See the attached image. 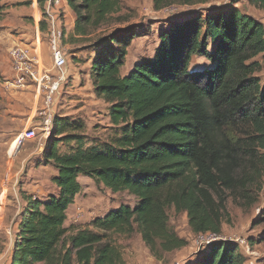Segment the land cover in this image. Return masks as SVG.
Instances as JSON below:
<instances>
[{"label":"trees","instance_id":"trees-1","mask_svg":"<svg viewBox=\"0 0 264 264\" xmlns=\"http://www.w3.org/2000/svg\"><path fill=\"white\" fill-rule=\"evenodd\" d=\"M0 0V22L5 6ZM32 1V0H31ZM76 13L75 37L86 39L121 15L123 0H66ZM154 9L198 6L208 0H153ZM264 11V0H249ZM43 8V0L40 3ZM120 27L95 42L90 67L95 95L109 105L115 132L87 147L83 125L58 114L44 161L58 175L56 195L26 199L11 264H125L112 237L141 235L150 254L185 248L169 211L186 213L193 233L221 234L227 202L251 207L264 182V25L234 8L188 11L159 31L151 58L122 75L128 47L145 35ZM46 24H40L41 32ZM147 30V29H146ZM195 58L203 59L192 69ZM75 142L69 152L60 145ZM81 176L138 205H122L88 228L68 235V211L82 192ZM187 264H246L240 247L215 243Z\"/></svg>","mask_w":264,"mask_h":264},{"label":"rangeland","instance_id":"rangeland-1","mask_svg":"<svg viewBox=\"0 0 264 264\" xmlns=\"http://www.w3.org/2000/svg\"><path fill=\"white\" fill-rule=\"evenodd\" d=\"M17 1L4 0L5 10L0 22V35L20 36L21 40L33 47L36 29L33 21L32 1L24 0L23 3ZM230 7L264 25V11L250 5L249 0H208V3L203 5L193 7L173 5L160 11L154 9L153 0H123L121 15L126 17L127 22H118L117 15L108 26L93 31L84 40L75 37V30L67 29L63 47L67 58L69 83L60 100L58 115L66 117L71 123L77 121L74 123L77 127H79V122L83 125L84 128L78 135L84 136L87 147L107 143L115 132L108 114L109 105L95 95L89 76L92 61L97 54L96 50L99 49L95 47L97 38L120 27L135 26L134 28H136L142 25L145 27L144 31L147 36L137 37L127 49L125 66L121 69L122 75H127L138 60L143 57L151 58L154 55V51L159 45V31L168 27L170 22L180 21L191 10H198L199 13H202L204 10L228 9ZM43 40L49 48L44 35ZM203 63V59L195 58L191 68H199ZM258 76L264 82V65ZM2 112L3 114L7 113L6 111ZM3 120L0 124V197L2 196L0 229L4 228V231L0 233V255H6L3 262L8 264L7 247L10 245V240L15 241L16 236V232H10L9 227L12 229L18 223L20 215L27 207L26 199L34 198L45 201L50 195L58 193V189L52 181L58 175V171L45 163L44 151L46 147L44 151L39 150L38 137L36 140H25L20 145L18 156L12 157L11 155L10 157L9 152L13 139L17 136V133L14 132L16 122L5 117ZM24 127L25 125H22V129ZM71 147L73 149L76 147L75 142L68 146L61 144L60 152L67 153ZM8 161H11L10 166H14L12 174L7 172ZM20 168L22 170L19 171ZM7 178L8 187L6 186ZM79 182L82 192L70 207L68 220L65 224L68 235L90 227L97 218L105 217L122 205H129L132 208L138 205L136 197L128 192L113 193L85 176H81ZM254 193L257 200L251 207L240 206L232 198L228 199L229 217L222 224L217 243L237 244L240 247L241 255L246 259V264H264V182L263 188L256 189ZM169 218L171 228L179 237L188 241V245L172 253L163 254L160 259H156L150 254L141 235L137 232L131 236L115 235L112 239L120 248L125 264L193 263L200 254L207 250L197 242L198 234L192 232L186 213H176L174 210H170Z\"/></svg>","mask_w":264,"mask_h":264},{"label":"built area","instance_id":"built-area-1","mask_svg":"<svg viewBox=\"0 0 264 264\" xmlns=\"http://www.w3.org/2000/svg\"><path fill=\"white\" fill-rule=\"evenodd\" d=\"M41 1L32 0L33 7L37 13H40L37 17H34L37 23L34 47L26 49L16 46L10 52L11 68L16 75V80L13 83L14 87L23 88L33 85L36 88L37 95L42 98V105L37 111L40 124L38 127L20 134L15 142L16 148L11 153L12 157L17 154L18 147L25 140H36L37 137L39 150L44 151L47 141L54 130V121L58 114L60 100L69 83L66 67L67 58L63 47V41L66 36L63 8L66 0H43V8H41V12H38L41 7ZM42 22L47 27L44 33L40 30ZM43 35L47 38L53 60L51 68L44 64L42 57ZM38 130L40 131L39 134L37 133ZM8 178L6 186H8ZM0 202L2 207V196L0 197ZM218 240L219 235L212 232L200 233L197 236V242L203 248L211 247ZM5 257V254L0 255V264H4L3 260Z\"/></svg>","mask_w":264,"mask_h":264},{"label":"crops","instance_id":"crops-1","mask_svg":"<svg viewBox=\"0 0 264 264\" xmlns=\"http://www.w3.org/2000/svg\"><path fill=\"white\" fill-rule=\"evenodd\" d=\"M17 2L23 3L24 0H18ZM3 4H5L4 1H3ZM33 9H34L33 21L35 23V29H36L37 23L34 20V17H37L38 14L40 13H37L35 8ZM63 11L65 14V34H66L67 29L73 30V31L75 30L77 16H76V13L69 7L66 1L64 4ZM38 12H41V7ZM35 34H36V31H35ZM20 38H21L20 36L19 37H16V36L9 37L8 35L7 36L0 35V118H1L0 124L1 122L4 121L3 120L4 117L14 120V122H16V125L14 127V132L17 133V136L13 139V144L9 152L10 155L12 151L16 148L15 142H16L17 137L21 133L29 129L38 127V125L40 124L37 111L39 107L42 105V98L37 95L36 88L33 85H28L27 87H23V88H16L13 85L14 81L16 80V75L14 74L11 68V60H10L11 50L15 48L16 46L23 47L26 49H32L34 47V46L30 47V44L24 42ZM44 38L46 41L45 36ZM42 57L44 60V64L47 67L51 68L53 66V60H52L51 53L49 52V48L44 44V40L42 44ZM89 76H90V73H89ZM2 111H6L7 113L3 114ZM22 125H25L24 129H22ZM37 133L39 134L40 131L38 130ZM20 149L21 148L18 147L17 149L18 154L20 152L19 151ZM18 154L16 155L18 156ZM10 164H11V161H8L9 167L7 169V172H10L12 174V172L14 171V166L13 165L10 166ZM20 170H22V168H20L19 171ZM6 205H7V200H6ZM20 217H19V220H20ZM19 220H18V223H19ZM18 223H16V225L12 229L9 227L10 232L17 233ZM3 229L4 228L0 229V233L4 231ZM8 246H9L7 247L8 264H11L12 257H13V249H14V240H10V245Z\"/></svg>","mask_w":264,"mask_h":264}]
</instances>
